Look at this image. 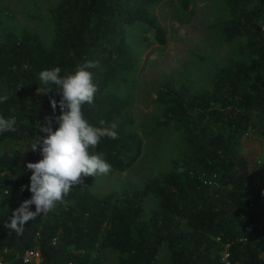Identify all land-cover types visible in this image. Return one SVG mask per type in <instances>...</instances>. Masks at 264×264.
Returning <instances> with one entry per match:
<instances>
[{
  "label": "trees",
  "instance_id": "16d2710c",
  "mask_svg": "<svg viewBox=\"0 0 264 264\" xmlns=\"http://www.w3.org/2000/svg\"><path fill=\"white\" fill-rule=\"evenodd\" d=\"M159 0H57L48 12L53 36L44 44L39 34L22 28L0 34V116L15 117L16 132L0 140L26 142L25 151L9 148L0 153V246L14 264H25L20 254L38 247L42 264H103L102 249L119 253L112 264H157L165 244L169 264H264V226L259 198L264 195V170L250 163L240 148V137L260 123L264 135V0H223L227 15L211 26L226 41L241 40L242 55H226L215 63L211 84L194 92L162 84L155 100L161 105V123L180 135V148L170 167L147 179L141 187L96 194L94 177L73 186L63 202L25 225L23 235L5 228L15 209L32 193L27 163L43 157L30 148L40 134L38 125L53 117L50 98L60 95L38 74L54 67L61 76L74 74L87 61L98 91L94 106L82 105L91 126L116 122L118 139L101 138L97 149L117 170L129 168L139 157L142 139L133 130L129 97L109 87L120 69L130 68L134 50L127 28L142 22L165 43L163 27L150 12ZM41 135H43L41 133ZM258 166V167H257ZM152 194L158 205L142 218V200ZM35 211V205L31 206ZM257 225L249 227V224ZM245 237V238H244ZM55 241V243H53Z\"/></svg>",
  "mask_w": 264,
  "mask_h": 264
},
{
  "label": "rangeland",
  "instance_id": "374dc122",
  "mask_svg": "<svg viewBox=\"0 0 264 264\" xmlns=\"http://www.w3.org/2000/svg\"><path fill=\"white\" fill-rule=\"evenodd\" d=\"M56 2L0 0V34L5 31L18 33L27 28L48 44L53 36L48 9ZM150 12L164 29L165 43L157 42L153 27L139 21L129 25L127 32L134 50L133 65L120 69L117 77L109 83L111 89L130 99V127L142 139L141 153L125 170L111 166L107 175L97 174L90 184V190L96 194L141 187L147 179L168 169L171 159L177 156L180 135L172 125L161 123V105L155 100L160 85L194 92L211 84L215 63L221 62L223 57L245 55L241 40L226 41L211 26L213 20L227 15L223 0H159L151 6ZM261 130L260 123L248 128L240 137L239 145L250 163L259 159L257 167L264 170V135ZM25 146V141L0 140V153L9 148L25 151ZM157 205L152 194L146 195L142 200V218L148 217ZM118 255L116 249L103 248V264L116 262ZM157 264H169L165 244L158 251Z\"/></svg>",
  "mask_w": 264,
  "mask_h": 264
},
{
  "label": "clouds",
  "instance_id": "9594fccd",
  "mask_svg": "<svg viewBox=\"0 0 264 264\" xmlns=\"http://www.w3.org/2000/svg\"><path fill=\"white\" fill-rule=\"evenodd\" d=\"M95 67H98L97 62L87 61L71 75L61 76L60 67L45 69L38 74L43 85L55 86V89L49 87L46 94L55 90L60 95L59 102L50 98V103L53 113L59 106L61 114L55 116V122L59 124L56 130H53L51 116L46 117L43 123L39 122L40 134L30 146L33 152L39 151L43 157L38 162L27 163V169L32 172L31 183L30 187L23 186L21 191L28 187L32 196L13 211L4 225L18 236L23 235L29 221L52 211L57 202L62 203L73 186L84 184L85 177L107 175L111 171V165L102 155L90 154L89 148L97 149L101 138L118 139V124L101 120L102 127H94L82 112V105L94 106L98 88L93 83V73L87 69ZM7 99V96H2L0 102ZM16 124L14 116L9 119L0 116V134L16 132ZM32 205H35V211L30 210Z\"/></svg>",
  "mask_w": 264,
  "mask_h": 264
},
{
  "label": "built area",
  "instance_id": "2783aa9c",
  "mask_svg": "<svg viewBox=\"0 0 264 264\" xmlns=\"http://www.w3.org/2000/svg\"><path fill=\"white\" fill-rule=\"evenodd\" d=\"M262 28L264 29V20L262 21ZM259 207L262 211V217L259 220V224L264 226V195L259 198ZM257 225V222L249 224V227ZM245 238V237H244ZM6 248L0 246V264H14V257H6ZM228 252L223 251L221 256V261L223 264H229V260L227 259ZM20 258L22 262L27 264H42V256L41 251L38 247H28L21 254Z\"/></svg>",
  "mask_w": 264,
  "mask_h": 264
}]
</instances>
